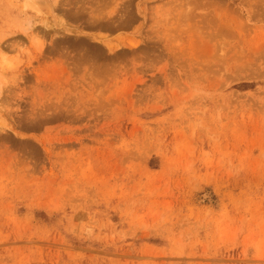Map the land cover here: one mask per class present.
<instances>
[{"label":"rangeland","instance_id":"374dc122","mask_svg":"<svg viewBox=\"0 0 264 264\" xmlns=\"http://www.w3.org/2000/svg\"><path fill=\"white\" fill-rule=\"evenodd\" d=\"M0 264H264V0H0Z\"/></svg>","mask_w":264,"mask_h":264},{"label":"bare ground","instance_id":"6f19581e","mask_svg":"<svg viewBox=\"0 0 264 264\" xmlns=\"http://www.w3.org/2000/svg\"><path fill=\"white\" fill-rule=\"evenodd\" d=\"M27 3H28V2H26V4H27ZM29 6H30V5H29ZM29 6H28V7H29ZM30 7H31V6H30ZM31 8H32V7H31ZM206 197H207V196H206Z\"/></svg>","mask_w":264,"mask_h":264}]
</instances>
